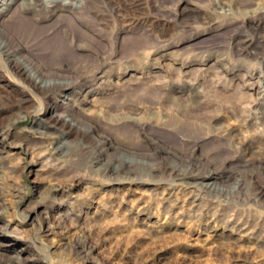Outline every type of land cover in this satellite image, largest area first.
<instances>
[{"label": "rangeland", "instance_id": "rangeland-1", "mask_svg": "<svg viewBox=\"0 0 264 264\" xmlns=\"http://www.w3.org/2000/svg\"><path fill=\"white\" fill-rule=\"evenodd\" d=\"M263 51L264 0H0V264H264Z\"/></svg>", "mask_w": 264, "mask_h": 264}, {"label": "bare ground", "instance_id": "bare-ground-1", "mask_svg": "<svg viewBox=\"0 0 264 264\" xmlns=\"http://www.w3.org/2000/svg\"><path fill=\"white\" fill-rule=\"evenodd\" d=\"M52 6L54 7V8H56V9H58L60 6H61V4H59V3H53L52 4ZM62 7V6H61ZM22 13H23V11H22ZM21 13V14H22ZM253 13V12H252ZM19 16V15H18ZM10 22V21H9ZM7 27V26H6ZM9 32V31H8ZM257 33V32H256ZM263 49V48H262ZM264 52V51H263ZM260 55V54H259ZM263 55V54H262ZM11 60V65L12 66H14V67H16L26 78L28 77L30 80H31V82H33L36 86H38L39 88H43V83L41 84V83H39L38 81H37V79L36 78H34L33 77V75L30 73V71H28V69L25 67V66H23L22 64H20V63H18L14 58L13 59H10ZM32 70V69H31ZM34 70V69H33ZM36 70H38V69H36ZM39 72H40V70H38ZM43 71V70H42ZM33 72V71H32ZM35 72V71H34ZM37 73V72H36ZM42 75H43V73H42ZM45 75V74H44ZM40 78H41V76H40ZM39 78V79H40ZM40 81H41V79H40ZM43 81V80H42ZM41 81V82H42ZM46 81V80H45ZM44 81V82H45ZM54 82V81H53ZM52 82V83H53ZM32 83V84H33ZM33 84V85H34ZM67 84L68 83H60V82H54L53 83V85H51L52 87L53 86H60V87H66L67 86ZM44 90V89H43ZM174 97V96H173ZM181 101V100H180ZM71 113V112H70ZM71 119V118H70ZM56 121H58V122H62L63 124L66 122V119L65 118H56ZM68 123V122H67ZM72 123H70V125H71ZM56 126V125H55ZM69 126V125H68ZM60 127V126H59ZM73 127V126H72ZM77 127V126H76ZM37 129V128H36ZM47 133V132H46ZM50 133V132H49ZM35 134V133H34ZM45 140L44 141H47L49 144H51V151L53 152L52 154H56L57 153V155L61 152V148H60V143H61V140H59V142H58V139H56V137H54V136H46L45 138H44ZM42 140V139H41ZM64 141V140H63ZM102 143V142H101ZM246 146V145H245ZM105 149V148H104ZM57 157V156H56ZM117 164V163H116ZM126 164H124V166H125ZM107 166H108V164H107ZM93 168V167H92ZM128 168V167H127ZM113 169H114V167H113ZM118 169V168H117ZM135 170V169H134ZM103 171V170H102ZM177 171V170H176ZM180 171V170H179ZM135 172V171H134ZM111 173V172H110ZM112 174V173H111ZM117 174H119V173H117ZM124 174V173H123ZM202 174V173H201ZM204 174V173H203ZM207 174V173H206ZM175 175H179V176H181L183 179H185L186 177H187V174L186 173H177L176 172V174ZM191 176H193V177H191ZM119 177V176H118ZM180 177V178H181ZM189 177H190V179H188L189 181H187L188 183H190V182H193V183H203L202 181H200L199 179H197V175L195 174V175H193V174H190L189 175ZM218 175H216V174H213V173H208L207 174V180H209L208 182H204L205 183V185H207V183H209V185L213 182V181H215L216 179H218ZM182 179V180H183ZM217 181V180H216ZM218 183V182H217ZM197 185V184H196ZM199 185V184H198ZM201 187H203V186H201ZM207 187V186H206ZM209 187V186H208ZM206 189V188H205ZM212 189V188H211ZM194 199V198H193ZM259 237H257V239H258ZM263 239V238H262Z\"/></svg>", "mask_w": 264, "mask_h": 264}]
</instances>
